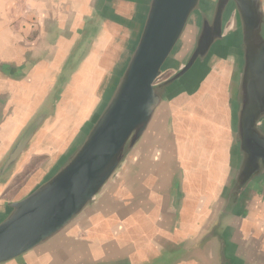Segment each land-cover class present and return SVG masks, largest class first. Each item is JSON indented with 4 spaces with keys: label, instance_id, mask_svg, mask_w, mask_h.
Listing matches in <instances>:
<instances>
[{
    "label": "crops",
    "instance_id": "obj_1",
    "mask_svg": "<svg viewBox=\"0 0 264 264\" xmlns=\"http://www.w3.org/2000/svg\"><path fill=\"white\" fill-rule=\"evenodd\" d=\"M145 3L0 0V164L29 122L51 106L14 174L0 183V219L8 203L48 176L93 117ZM225 58L201 84L157 110L92 210L4 264H223L220 238L232 264H264V182L218 222L233 142L229 87L216 81L215 66ZM16 184L20 190L10 197Z\"/></svg>",
    "mask_w": 264,
    "mask_h": 264
},
{
    "label": "water",
    "instance_id": "obj_2",
    "mask_svg": "<svg viewBox=\"0 0 264 264\" xmlns=\"http://www.w3.org/2000/svg\"><path fill=\"white\" fill-rule=\"evenodd\" d=\"M230 11L236 27L225 36ZM191 19L190 52L158 83ZM230 55L232 162L218 222L245 200L264 182V0H146L137 32L93 117L48 176L25 198L7 204L0 219V264L47 243L92 210L157 110L201 84L215 63ZM50 112L45 106L18 136L0 164V183L12 177ZM220 244L222 263L232 264L223 238Z\"/></svg>",
    "mask_w": 264,
    "mask_h": 264
},
{
    "label": "rangeland",
    "instance_id": "obj_3",
    "mask_svg": "<svg viewBox=\"0 0 264 264\" xmlns=\"http://www.w3.org/2000/svg\"><path fill=\"white\" fill-rule=\"evenodd\" d=\"M194 27L195 26L193 25V19H191L190 24L187 27L186 32L184 33V35L182 37L181 43L178 45V47L176 48V51L173 55L174 60L171 59L165 65V68H164L165 73L160 78L158 83H160V82L164 81L165 79L169 78L170 76H172L177 71V69L182 66L184 58L190 52V49H191L190 45H191L192 39L194 37ZM235 27H236V25H235V12L230 11L228 18H227L226 32L224 33L225 36L232 35ZM177 57L183 58L182 61L181 60L175 61V58H177ZM215 67H217V74L219 76L218 80H216V81H220L221 83L223 82V84H228V87H229L230 80H231V72L235 68L233 56H231V55L226 56V58L224 60H222V62L217 64ZM20 187L21 186H18L16 184V186H14V188L10 194V197L16 196L18 194V190H20Z\"/></svg>",
    "mask_w": 264,
    "mask_h": 264
}]
</instances>
